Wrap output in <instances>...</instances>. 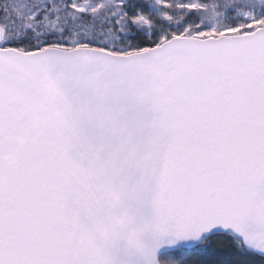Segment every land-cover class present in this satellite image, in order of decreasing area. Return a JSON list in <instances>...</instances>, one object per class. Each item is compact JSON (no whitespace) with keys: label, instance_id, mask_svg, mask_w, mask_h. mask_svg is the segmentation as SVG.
<instances>
[{"label":"snow or ice","instance_id":"snow-or-ice-1","mask_svg":"<svg viewBox=\"0 0 264 264\" xmlns=\"http://www.w3.org/2000/svg\"><path fill=\"white\" fill-rule=\"evenodd\" d=\"M0 264H264V0H0Z\"/></svg>","mask_w":264,"mask_h":264}]
</instances>
